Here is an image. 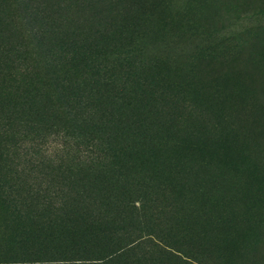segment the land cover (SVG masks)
<instances>
[{"label": "rangeland", "instance_id": "rangeland-1", "mask_svg": "<svg viewBox=\"0 0 264 264\" xmlns=\"http://www.w3.org/2000/svg\"><path fill=\"white\" fill-rule=\"evenodd\" d=\"M24 1L30 48L70 50L77 69L95 77L99 103L155 127L140 132L144 141L132 130L124 136L147 150L89 153L67 146L58 128L32 134L15 121L0 145V175L48 192L0 216V250H14L12 235L24 234L62 251L59 260L76 258L79 244L59 236L52 210L84 199L68 185L105 167L128 191L122 202L137 204V224L122 231L136 242L109 264H264V0ZM60 18L73 22L63 46L64 32L50 29ZM3 29L4 40L15 37L10 22ZM122 163L131 164L123 171Z\"/></svg>", "mask_w": 264, "mask_h": 264}, {"label": "trees", "instance_id": "trees-1", "mask_svg": "<svg viewBox=\"0 0 264 264\" xmlns=\"http://www.w3.org/2000/svg\"><path fill=\"white\" fill-rule=\"evenodd\" d=\"M49 5L54 8V5ZM2 7L0 29L5 28L7 21L10 22L14 25L15 37L6 40L3 35L0 37V145L1 142L7 143L10 140L11 128L15 121H19L32 134L58 128V131L65 132L63 138L67 140V146L74 143L79 149L85 148L89 153H98L107 147H123L120 149L122 151L130 148L134 152L147 150L146 143L135 140L130 143V136H124L132 130V133H138V137L144 141L140 132L155 127L154 124L138 119V115H133L130 123L122 117L124 113H117L114 105L99 103L101 97H98V92L95 93V87L98 86L97 81H94L95 77L77 69L76 58L70 57V50L61 48V53L52 54L30 48L32 44L23 41L28 34L26 28H30L26 21L30 16L27 2L0 0V8ZM58 19L59 16L53 22L57 23ZM60 22L56 25L53 23L50 29L57 28L56 30L64 32L66 38L62 34L63 37L57 42L63 46L71 41L68 39V32L69 25L73 22L70 19L64 23L61 18ZM46 41L39 42V45L45 46L51 42ZM22 61L28 64L24 69L25 73L18 70V63ZM101 87L102 91L107 90L108 84L104 83ZM61 121L66 124L62 125ZM129 164L131 163L120 164V169H128ZM6 176L7 173L0 175L1 217H11L19 207L30 205L31 202L22 199L23 196L33 198L48 192L47 189H24L13 185L12 181L4 179ZM119 181L122 180L113 177L105 167L93 169L68 185V191L84 199H72L73 202L62 203L56 210H52L55 225L60 231L59 236L79 244L74 253L76 258L59 260L55 256L63 254L62 251L41 245L34 246L36 239L23 237L24 234H21L12 235V241L17 243L14 250H0V264H109L128 253L136 241H123L125 232L122 234V231L132 222L137 224L133 218L137 214V204L130 205V198L122 202L120 197H128L129 194L122 189ZM148 232L159 241L154 231ZM156 241L150 240V244L152 249L159 252ZM17 245L22 246L18 249Z\"/></svg>", "mask_w": 264, "mask_h": 264}]
</instances>
